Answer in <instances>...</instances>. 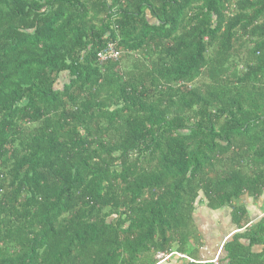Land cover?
<instances>
[{
  "label": "trees",
  "instance_id": "obj_1",
  "mask_svg": "<svg viewBox=\"0 0 264 264\" xmlns=\"http://www.w3.org/2000/svg\"><path fill=\"white\" fill-rule=\"evenodd\" d=\"M260 206L264 0H0V264H264Z\"/></svg>",
  "mask_w": 264,
  "mask_h": 264
},
{
  "label": "crops",
  "instance_id": "obj_2",
  "mask_svg": "<svg viewBox=\"0 0 264 264\" xmlns=\"http://www.w3.org/2000/svg\"><path fill=\"white\" fill-rule=\"evenodd\" d=\"M250 201V200H249ZM260 207H262V206H260ZM250 208H254L253 206H250ZM249 207H248V209H250ZM219 222V223H218ZM212 221V220H207L206 222H205V228H204V230H206V229H209L210 228V226H212L213 227V229H215V228H219V226H223L224 225V221ZM219 233H221L220 231H219ZM217 234V233H216ZM222 234V233H221ZM221 234H220V236H221ZM210 236V235H209ZM209 236H206V237H209ZM217 235H215V234H213L212 235V239H213V241H215L216 239H217V237H216ZM219 236V235H218Z\"/></svg>",
  "mask_w": 264,
  "mask_h": 264
},
{
  "label": "built area",
  "instance_id": "obj_3",
  "mask_svg": "<svg viewBox=\"0 0 264 264\" xmlns=\"http://www.w3.org/2000/svg\"><path fill=\"white\" fill-rule=\"evenodd\" d=\"M107 51H109L108 54L106 53ZM107 51H105L104 54L103 53L100 54V57L102 59H105V57L117 58L119 56V53L114 48H112L111 46L108 48ZM157 258L161 260V259H167L168 257L164 256L163 254H159L157 256Z\"/></svg>",
  "mask_w": 264,
  "mask_h": 264
},
{
  "label": "bare ground",
  "instance_id": "obj_4",
  "mask_svg": "<svg viewBox=\"0 0 264 264\" xmlns=\"http://www.w3.org/2000/svg\"><path fill=\"white\" fill-rule=\"evenodd\" d=\"M183 21V20H182ZM100 22V21H99ZM244 23V22H243ZM98 24V23H97ZM208 25V24H207ZM246 26V25H245ZM259 26V25H258ZM137 27V26H136ZM148 28V27H147ZM146 30V29H145ZM242 30V29H241ZM144 32V31H143ZM147 32V31H146ZM201 33V32H200ZM252 33V32H251ZM258 38V37H257ZM151 39V38H150ZM135 41V40H134ZM103 45V44H102ZM187 46V45H186ZM184 47V46H183ZM133 48V47H132ZM257 48V47H256ZM150 49V48H149ZM166 49V48H165ZM192 49V48H191ZM218 49V48H217ZM126 53V52H125ZM164 57V56H163ZM150 58V57H149ZM232 59V58H231ZM205 60V59H204ZM134 62V61H133ZM117 66V65H116ZM182 69V68H181ZM179 70V68H178ZM177 70V71H178ZM186 70V69H185ZM165 72V71H164ZM168 72V71H167ZM194 76V75H193ZM176 84V83H175ZM206 84V83H205ZM158 86V85H157ZM152 87V86H151ZM150 88V87H149ZM189 89V88H188ZM146 90V89H145ZM139 93V92H138ZM216 96V95H215ZM180 109V108H179ZM172 119V118H171ZM177 124V123H176ZM237 125V124H236ZM239 128V127H238ZM238 130V129H237ZM120 133V132H119ZM113 135V134H112ZM230 139V138H229ZM232 141V140H231ZM257 141V140H256ZM97 142V141H96ZM188 142V141H187ZM85 143V142H84ZM185 145V144H184ZM187 145V144H186ZM83 146V145H82ZM258 148V147H257ZM171 153V152H170ZM169 154V153H168ZM123 159V158H122ZM210 160V159H209ZM246 160V159H245ZM76 161V160H75ZM204 161V160H203ZM234 165V164H233ZM184 169V168H183ZM177 172V171H176ZM197 172V171H196ZM240 187V186H239ZM105 197V196H104ZM61 208V207H60ZM246 210V209H245ZM180 238V237H179ZM46 242V241H45ZM82 244V243H81ZM112 247V246H111ZM80 250V249H79ZM39 254V253H38ZM43 254V253H42ZM210 263V262H209Z\"/></svg>",
  "mask_w": 264,
  "mask_h": 264
},
{
  "label": "rangeland",
  "instance_id": "obj_5",
  "mask_svg": "<svg viewBox=\"0 0 264 264\" xmlns=\"http://www.w3.org/2000/svg\"><path fill=\"white\" fill-rule=\"evenodd\" d=\"M263 207V210H264V206H262ZM204 211V210H203ZM228 215V214H227Z\"/></svg>",
  "mask_w": 264,
  "mask_h": 264
}]
</instances>
